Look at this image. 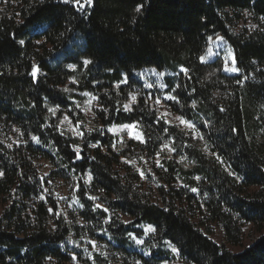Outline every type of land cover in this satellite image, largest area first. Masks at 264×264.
Segmentation results:
<instances>
[{"label":"trees","instance_id":"obj_1","mask_svg":"<svg viewBox=\"0 0 264 264\" xmlns=\"http://www.w3.org/2000/svg\"><path fill=\"white\" fill-rule=\"evenodd\" d=\"M216 38L237 75L202 60ZM90 241L121 264H164L162 244L264 264V0H0V264H111Z\"/></svg>","mask_w":264,"mask_h":264},{"label":"rangeland","instance_id":"obj_2","mask_svg":"<svg viewBox=\"0 0 264 264\" xmlns=\"http://www.w3.org/2000/svg\"><path fill=\"white\" fill-rule=\"evenodd\" d=\"M216 58H222L223 63H224V69L225 73L229 75H237L238 71L236 70L235 62H234V57L233 53L230 49V47L221 39V38H216L213 39L210 43V47L208 49L207 54L205 57L202 59L204 62H210L213 61ZM228 69V70H226ZM232 69H235V71H232ZM157 108L160 112L161 117L167 122L170 123L169 120V114L168 112L162 107L160 103H157ZM182 124V123H181ZM109 132L112 133L113 135L119 136V137H127V138H132L134 140H139L135 139L133 137L135 136H141L139 128L136 126L134 128H124L123 126L120 127H112L109 129ZM50 167L45 164L41 163L40 166V176L42 177L43 180L47 181V188L46 191L49 196H51L59 206L65 211V212H73L76 209L79 208V203L75 197V191H76V186H73L71 184H67L63 181L57 180V181H51L48 180V174L50 172ZM144 232V237L143 239H134L133 236L129 238L128 243H129V249L137 251L138 253L144 254L145 256L148 255L147 250L143 248L142 243H137V241H143L144 239L147 238V235L151 233L152 230L150 228H142ZM210 239L216 243L220 244L221 242V236L220 233L216 230L214 235L210 237ZM90 249H92L93 252L96 254L100 255L103 258H106L111 264H121L120 260H116L117 257L116 255L110 251L105 243H99V242H94L90 241L87 244ZM245 245H248V241L245 240ZM161 250L167 253V261L164 264H179L177 259H176V252L167 244H162L160 246ZM86 253H89V251H85ZM236 253L239 252V250L235 251Z\"/></svg>","mask_w":264,"mask_h":264},{"label":"snow or ice","instance_id":"obj_3","mask_svg":"<svg viewBox=\"0 0 264 264\" xmlns=\"http://www.w3.org/2000/svg\"><path fill=\"white\" fill-rule=\"evenodd\" d=\"M64 3H73V4H76L78 5L80 8H83L85 6V3L88 4L89 6L91 5L92 3V0H84V3H81V0H63ZM137 11H139V8L137 9ZM21 43H23V41H21ZM85 63H89V61H85ZM228 70V69H226ZM38 69L34 68L33 69V72H32V75L35 76L36 73H37ZM232 71H235V69H232ZM169 99H175V97H169ZM133 101H135V97H133ZM158 102V101H157ZM125 110H130L127 106H125ZM177 119H180L181 120V123H184V124H188L187 121L183 120L181 117H177ZM189 127H192V125L188 124ZM124 128H134L136 127V125H124L123 126ZM135 139H139L141 142H143V139L141 136H135L133 137ZM33 139H37V138H33ZM38 142V141H37ZM77 158H79V154L77 152ZM193 191H196V189H193ZM97 208H99L100 206L97 205L96 206ZM104 211H107V209H104ZM151 230V229H150ZM135 239V237H133ZM137 243H142L141 241H137Z\"/></svg>","mask_w":264,"mask_h":264}]
</instances>
